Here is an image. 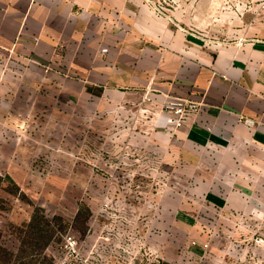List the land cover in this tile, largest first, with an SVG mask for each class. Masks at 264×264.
<instances>
[{
	"label": "rangeland",
	"instance_id": "obj_1",
	"mask_svg": "<svg viewBox=\"0 0 264 264\" xmlns=\"http://www.w3.org/2000/svg\"><path fill=\"white\" fill-rule=\"evenodd\" d=\"M140 95L96 98L0 49V264H264V211L214 205L225 177L179 160ZM66 235L78 247L64 257Z\"/></svg>",
	"mask_w": 264,
	"mask_h": 264
},
{
	"label": "crops",
	"instance_id": "obj_2",
	"mask_svg": "<svg viewBox=\"0 0 264 264\" xmlns=\"http://www.w3.org/2000/svg\"><path fill=\"white\" fill-rule=\"evenodd\" d=\"M224 2L186 0L160 14L144 0H0V49L59 67L93 97L125 91L159 104L179 160L212 183L225 177L228 198L214 186L213 204L256 216L264 211V11L240 16ZM178 99L200 109L175 129Z\"/></svg>",
	"mask_w": 264,
	"mask_h": 264
},
{
	"label": "built area",
	"instance_id": "obj_3",
	"mask_svg": "<svg viewBox=\"0 0 264 264\" xmlns=\"http://www.w3.org/2000/svg\"><path fill=\"white\" fill-rule=\"evenodd\" d=\"M148 3L156 12L160 14H165L166 12L175 11L182 6L186 0H144ZM235 11L242 15L239 10V7L236 6ZM170 113L171 119L169 124L172 128L178 129L181 128L186 120L192 115L199 112L200 105L196 102L178 99L174 103L171 104ZM256 244L262 245L264 243L263 238H257L255 240ZM78 243L72 235H66L64 237L61 250L64 257L68 254H72L77 252ZM61 264H78L76 263H68L65 259L62 260Z\"/></svg>",
	"mask_w": 264,
	"mask_h": 264
}]
</instances>
